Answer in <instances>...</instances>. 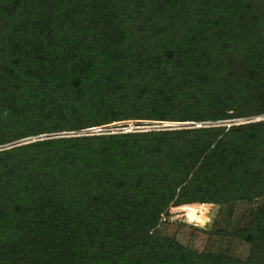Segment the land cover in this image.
I'll return each mask as SVG.
<instances>
[{
  "label": "trees",
  "instance_id": "16d2710c",
  "mask_svg": "<svg viewBox=\"0 0 264 264\" xmlns=\"http://www.w3.org/2000/svg\"><path fill=\"white\" fill-rule=\"evenodd\" d=\"M132 119L191 124L78 133ZM255 199L244 259L158 229ZM0 264H264V0H0Z\"/></svg>",
  "mask_w": 264,
  "mask_h": 264
},
{
  "label": "rangeland",
  "instance_id": "374dc122",
  "mask_svg": "<svg viewBox=\"0 0 264 264\" xmlns=\"http://www.w3.org/2000/svg\"><path fill=\"white\" fill-rule=\"evenodd\" d=\"M158 122L164 121L136 119L116 121L109 125H103L101 132L127 130L130 124L141 130L156 129ZM173 123L188 125L187 123L191 122L174 121ZM90 128L94 127L86 129ZM82 133L89 132L82 131ZM259 201L260 199H255L251 203L242 201L233 205L195 203L171 206L166 212V215H169L168 218L163 215L164 221L160 223L158 229L162 234L174 236L180 243L191 249L225 253L238 259H244L247 255L248 245L234 238L230 233L233 228L248 224Z\"/></svg>",
  "mask_w": 264,
  "mask_h": 264
},
{
  "label": "built area",
  "instance_id": "2783aa9c",
  "mask_svg": "<svg viewBox=\"0 0 264 264\" xmlns=\"http://www.w3.org/2000/svg\"><path fill=\"white\" fill-rule=\"evenodd\" d=\"M178 124L181 125V123H173V122H165V121L164 122H158L157 123V126H158L157 128H173V127L179 126ZM187 124H191V123H187ZM204 124H208V123H204ZM195 125L196 126H199L200 123H195ZM103 127L104 126H98V127H94V128H90V129H84V130H81L80 133H82V131L98 132V131L102 130ZM132 129H137V127L136 126H133V125L131 126V124H130L129 129L122 130V131H129V130H132ZM90 130H92V131H90Z\"/></svg>",
  "mask_w": 264,
  "mask_h": 264
}]
</instances>
